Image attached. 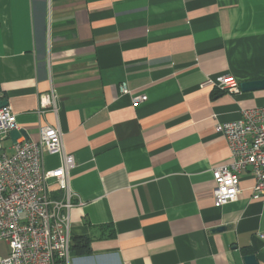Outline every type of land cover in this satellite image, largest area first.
<instances>
[{"label": "crops", "instance_id": "1", "mask_svg": "<svg viewBox=\"0 0 264 264\" xmlns=\"http://www.w3.org/2000/svg\"><path fill=\"white\" fill-rule=\"evenodd\" d=\"M226 74L264 80V0H0V100L28 140L59 127L76 163L72 246L89 238L91 252L61 264H264L252 176L237 201H213L231 156L216 126L264 106V89L208 84ZM125 82L148 100L120 96ZM53 93L57 112L41 108Z\"/></svg>", "mask_w": 264, "mask_h": 264}, {"label": "built area", "instance_id": "2", "mask_svg": "<svg viewBox=\"0 0 264 264\" xmlns=\"http://www.w3.org/2000/svg\"><path fill=\"white\" fill-rule=\"evenodd\" d=\"M208 84L221 92L239 93L240 82L232 75L211 77ZM120 96H129L139 107L146 95L135 96L128 84L119 87ZM57 97L41 108L56 107ZM12 131H22L10 106L0 109V138L11 140ZM226 138L230 163L213 169L216 183L213 201L217 208L238 200L243 173H249L255 183L252 201L264 202V106L245 109L240 119L216 126ZM0 142V242L9 245L10 252L0 257V264H61L69 263L72 252L70 213L76 206V194L70 185V172L76 163L65 153L63 133L59 127L44 126L38 141L21 136L9 147ZM58 154L62 164L56 169L45 168V156Z\"/></svg>", "mask_w": 264, "mask_h": 264}, {"label": "water", "instance_id": "3", "mask_svg": "<svg viewBox=\"0 0 264 264\" xmlns=\"http://www.w3.org/2000/svg\"><path fill=\"white\" fill-rule=\"evenodd\" d=\"M240 87H241L242 91H244V92L263 90L264 89V80L241 83ZM7 106H9V103L7 100H0V109L7 107ZM21 136H23L22 131H19V132L18 131H12L10 133V138H11V141L13 143H16L17 140ZM223 230H225V227H218L215 229V231H218V232L223 231ZM243 260H244L245 264H259L257 256L255 254L246 255V256H244Z\"/></svg>", "mask_w": 264, "mask_h": 264}, {"label": "trees", "instance_id": "4", "mask_svg": "<svg viewBox=\"0 0 264 264\" xmlns=\"http://www.w3.org/2000/svg\"><path fill=\"white\" fill-rule=\"evenodd\" d=\"M76 251L79 256H88L91 252L90 239H80L77 246L71 248V252Z\"/></svg>", "mask_w": 264, "mask_h": 264}]
</instances>
